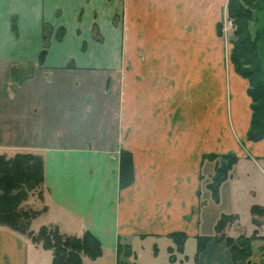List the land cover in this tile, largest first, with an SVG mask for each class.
Here are the masks:
<instances>
[{
  "label": "crops",
  "instance_id": "obj_1",
  "mask_svg": "<svg viewBox=\"0 0 264 264\" xmlns=\"http://www.w3.org/2000/svg\"><path fill=\"white\" fill-rule=\"evenodd\" d=\"M228 1L0 0V156L42 158L41 194L24 203L37 212L34 233H91L102 249L94 264H135L134 244L144 240L148 263L161 254L171 264L176 256L180 264H232L230 248L214 238L218 220L232 216L224 237L250 240L237 264H264V215L252 214L264 210L252 191L264 177V139L247 140L248 81L218 33ZM233 109L245 115L234 118ZM122 151L131 158L125 187ZM227 154L236 157L224 180L233 181V205L213 221L202 217L201 192L213 157ZM43 255L0 226V264H46Z\"/></svg>",
  "mask_w": 264,
  "mask_h": 264
},
{
  "label": "trees",
  "instance_id": "obj_2",
  "mask_svg": "<svg viewBox=\"0 0 264 264\" xmlns=\"http://www.w3.org/2000/svg\"><path fill=\"white\" fill-rule=\"evenodd\" d=\"M252 10L264 13V0H229L227 16L234 24L233 34L237 38L229 44V60L234 70L248 81L247 94L251 99V119L247 131V140L258 142L264 139V83L262 65L264 63V21L251 35L247 29L253 19ZM11 28L16 32L12 21ZM221 35V26L218 27ZM62 33H59L58 39ZM48 32L42 26V47L38 54V63L42 64L48 48ZM215 172L208 188L213 197L217 196L219 185L227 179L236 157L232 154L214 156ZM120 187L131 183V158L122 151L120 157ZM44 167L39 155L16 153L10 158L0 156V226L28 236L34 244L41 245L52 252L51 264H82L84 257L91 260L101 256L100 242L91 233L85 232L80 237L61 234L55 226H42L37 232L30 229V223L37 215L36 211L23 207L28 197L42 188ZM39 195V194H38ZM254 216H263L264 210L254 207ZM234 221L232 216H222L215 227L217 240H224L230 248L232 264L248 255L249 239L238 237L234 240L225 238L223 230ZM258 225L257 220H253ZM211 239V238H210ZM207 241L204 240L203 244Z\"/></svg>",
  "mask_w": 264,
  "mask_h": 264
},
{
  "label": "rangeland",
  "instance_id": "obj_3",
  "mask_svg": "<svg viewBox=\"0 0 264 264\" xmlns=\"http://www.w3.org/2000/svg\"><path fill=\"white\" fill-rule=\"evenodd\" d=\"M252 15H253V19L251 20V22L248 23V26H247V29H248V31L250 32L251 35L254 33L256 28H258L260 26V24H262L263 21H264V13L257 12V10H252ZM227 18H228V16H227ZM233 31H234V29L232 30L230 37H228L227 40L225 41L226 45L228 46V48H229L230 40L233 39L235 42L237 40V38L233 34ZM262 69H263L262 70V81L264 83V63L262 65ZM26 74H27V72H25L24 75L22 73L20 77H24ZM248 113H249V106H248V109H247V114ZM231 115L234 118L236 116L243 117L245 115V112L244 111L237 112L236 110L233 109ZM225 126H226V128L229 127V120L228 119L225 120ZM225 126H224V129H225ZM224 129L220 131L221 134H225V130ZM230 131H231V129L228 128V132L229 133H230ZM214 132H215V130H214ZM7 155H10V154L7 153ZM12 156H5V157L6 158H10ZM261 164H263V163H261ZM233 172L234 173L236 172L235 168L233 169ZM259 180H260L259 183H255L254 184L252 191L255 193V195L257 197L264 198V177H263L262 174H259ZM232 182L233 181H231V182L230 181H224L220 185L216 197H213L212 193L208 189L207 190L204 189V191L202 190V192H201L202 196L200 198V202H201L200 206H201L202 217L207 218V219H211V220L214 221L220 216L221 213H227V214L230 213V209H232V205L233 204L231 202V197H230L231 193H229V186L231 187V183ZM40 189L35 191L34 193H32L30 195L31 197H33L32 200H36L38 194H41V190ZM241 189L242 188L239 187V190L237 191L239 194H241ZM252 191H247V193L249 195H251ZM243 198H244V196H243ZM23 207L25 209H27V210H31V208L28 205L26 206L25 204H23ZM240 211L242 212L241 209H240ZM207 222H208V220H207ZM149 243H150V241L144 240L142 242H138L137 244H134V248L136 249L134 251L136 252V256H137L136 259L135 258L133 259V262L135 264H171L170 261H168L169 258L167 256L164 257L161 254L156 256L155 260L152 261V263H151V260H150V263H148V254L146 252V246H147V249H148L149 252L152 251L151 248H150L151 245ZM160 243H163V242H159V244ZM172 243H173V241L170 242V245ZM192 244H193V242H188L187 243V246H186L187 252L189 251V247ZM49 251L50 250L44 249L41 246V252H45V255H43V256H46V264H51V252H49ZM133 257H134V254H133ZM42 259L44 261V257ZM152 259H154V258H152ZM174 259H173L174 262L172 264H180L179 260H178V256H176ZM83 261H84L83 264H94V263H92V261L90 259H88L86 257L84 258ZM123 261H125L124 258H123L122 261L119 260L118 264H124ZM97 262L98 263H96V264H108V262L107 263H101L102 259H101V261H97Z\"/></svg>",
  "mask_w": 264,
  "mask_h": 264
},
{
  "label": "built area",
  "instance_id": "obj_4",
  "mask_svg": "<svg viewBox=\"0 0 264 264\" xmlns=\"http://www.w3.org/2000/svg\"><path fill=\"white\" fill-rule=\"evenodd\" d=\"M233 29H234L233 22L230 19L225 18L221 26V34L224 40H227V38L230 37Z\"/></svg>",
  "mask_w": 264,
  "mask_h": 264
}]
</instances>
